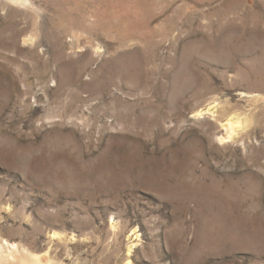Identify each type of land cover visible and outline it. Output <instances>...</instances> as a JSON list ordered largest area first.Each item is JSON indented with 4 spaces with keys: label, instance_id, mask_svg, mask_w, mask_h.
Wrapping results in <instances>:
<instances>
[{
    "label": "rangeland",
    "instance_id": "rangeland-1",
    "mask_svg": "<svg viewBox=\"0 0 264 264\" xmlns=\"http://www.w3.org/2000/svg\"><path fill=\"white\" fill-rule=\"evenodd\" d=\"M0 236L264 264V0H0Z\"/></svg>",
    "mask_w": 264,
    "mask_h": 264
},
{
    "label": "bare ground",
    "instance_id": "bare-ground-1",
    "mask_svg": "<svg viewBox=\"0 0 264 264\" xmlns=\"http://www.w3.org/2000/svg\"><path fill=\"white\" fill-rule=\"evenodd\" d=\"M18 3H23L26 0H14ZM215 115L213 108L206 111L198 112L199 117L207 116V114ZM224 128V135L221 137L223 143L233 141L239 131L244 128L241 120L229 118L226 123L221 124ZM55 235H58L55 233ZM51 243L46 247H33L25 243L10 242L0 236V264H59V253L56 244ZM45 252V253H43ZM127 264H130L128 262Z\"/></svg>",
    "mask_w": 264,
    "mask_h": 264
}]
</instances>
